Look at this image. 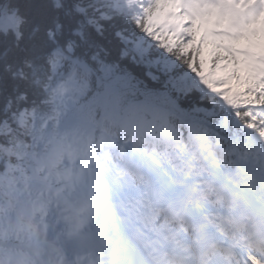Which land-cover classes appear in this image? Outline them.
<instances>
[{"label":"snow or ice","instance_id":"obj_1","mask_svg":"<svg viewBox=\"0 0 264 264\" xmlns=\"http://www.w3.org/2000/svg\"><path fill=\"white\" fill-rule=\"evenodd\" d=\"M55 9L0 34V264H264V0Z\"/></svg>","mask_w":264,"mask_h":264},{"label":"trees","instance_id":"obj_2","mask_svg":"<svg viewBox=\"0 0 264 264\" xmlns=\"http://www.w3.org/2000/svg\"><path fill=\"white\" fill-rule=\"evenodd\" d=\"M56 0H47V7L55 11ZM4 8V20L0 21V34L5 38L12 37L14 33L21 32L24 34L25 39H34L33 34L29 32L30 27L33 26V19L31 16V0H4V4L0 7ZM55 20L51 22V26L55 27ZM36 35H43V26H41L40 33ZM34 64V70L37 74H41L42 64ZM202 76V72L199 73ZM204 83L208 85L207 78H204ZM215 87V86H213ZM217 88V87H215ZM224 98L231 102V94L225 93Z\"/></svg>","mask_w":264,"mask_h":264},{"label":"clouds","instance_id":"obj_3","mask_svg":"<svg viewBox=\"0 0 264 264\" xmlns=\"http://www.w3.org/2000/svg\"><path fill=\"white\" fill-rule=\"evenodd\" d=\"M35 233H36V230H35V227H33L32 235L31 236L29 235V240H31V238L35 235ZM40 236H41V242H43V238H44L45 234L42 230L40 231ZM21 242L22 243L25 242L23 234H21ZM37 259L39 260V257ZM41 264H45V262L41 261Z\"/></svg>","mask_w":264,"mask_h":264}]
</instances>
